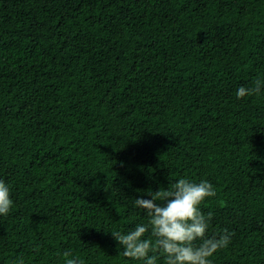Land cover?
<instances>
[{"label":"trees","instance_id":"1","mask_svg":"<svg viewBox=\"0 0 264 264\" xmlns=\"http://www.w3.org/2000/svg\"><path fill=\"white\" fill-rule=\"evenodd\" d=\"M257 78L264 0H0V264H144L111 231L180 178L235 233L212 264H264V90L235 95Z\"/></svg>","mask_w":264,"mask_h":264},{"label":"clouds","instance_id":"2","mask_svg":"<svg viewBox=\"0 0 264 264\" xmlns=\"http://www.w3.org/2000/svg\"><path fill=\"white\" fill-rule=\"evenodd\" d=\"M262 90L264 78H257L251 87L240 86L235 95L237 99H244L259 96ZM148 195L151 199L134 200L135 208L142 212L146 210L147 223L136 224L126 233L111 231L123 249L124 257L144 264H157L160 257L164 264H212L211 257L231 243L235 233L227 228L208 236L213 213L209 211L205 215L200 207L206 198L216 196V190L208 180L195 182L180 178L167 188L148 190ZM12 207L11 188L0 179V217L8 216ZM39 251L36 246L34 252L38 254ZM63 257L64 264H84L70 251L63 252ZM14 264L26 262L20 257Z\"/></svg>","mask_w":264,"mask_h":264}]
</instances>
